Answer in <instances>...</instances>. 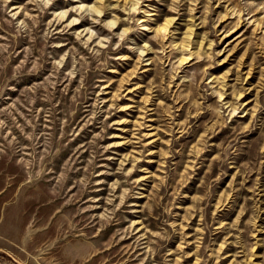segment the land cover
I'll return each instance as SVG.
<instances>
[{"label":"rangeland","instance_id":"obj_1","mask_svg":"<svg viewBox=\"0 0 264 264\" xmlns=\"http://www.w3.org/2000/svg\"><path fill=\"white\" fill-rule=\"evenodd\" d=\"M0 264H264V0H0Z\"/></svg>","mask_w":264,"mask_h":264}]
</instances>
